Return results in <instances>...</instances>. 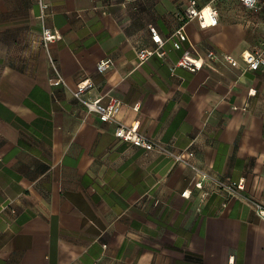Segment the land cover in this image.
Returning a JSON list of instances; mask_svg holds the SVG:
<instances>
[{
    "label": "crops",
    "instance_id": "0c3cea01",
    "mask_svg": "<svg viewBox=\"0 0 264 264\" xmlns=\"http://www.w3.org/2000/svg\"><path fill=\"white\" fill-rule=\"evenodd\" d=\"M189 1L0 0V264H264L249 204L264 197V67L192 73L171 41L163 58L136 56L154 47L151 27L165 39L183 24V49L264 55V7L195 0L219 12L202 28L183 21ZM44 29L60 39L44 45ZM86 78L88 97L118 98L119 120L166 152L120 141L87 112L72 94Z\"/></svg>",
    "mask_w": 264,
    "mask_h": 264
},
{
    "label": "built area",
    "instance_id": "2783aa9c",
    "mask_svg": "<svg viewBox=\"0 0 264 264\" xmlns=\"http://www.w3.org/2000/svg\"><path fill=\"white\" fill-rule=\"evenodd\" d=\"M231 1V0H227ZM242 7L246 8L251 12H258L264 7V0H235ZM43 4V3H42ZM45 10L47 6L42 5ZM193 19H197L200 22L202 28L216 26L218 24L219 12L215 5L209 4L204 7H199L195 0H190L187 8L183 12L184 23ZM151 33V40L154 44L153 48H142L136 50V56L140 63L146 62L151 56H158L163 58L165 56L164 46L167 42L171 41L172 48L176 51H181V57L177 62L178 67L187 69L192 73L198 72L204 67V65L225 63L231 67H238L241 63L246 66L250 71H256L261 67H264V55L256 52H243L241 58H235L232 55L221 53L220 51L210 49L203 54L198 53L194 48L183 49L182 46L187 42V36L184 31V24L176 29L169 37L162 38L158 31L151 27L149 29ZM60 39L57 33L52 32L49 29H44L42 32V42L44 45L54 40ZM50 69L53 73L50 82L52 85L57 86L63 83V78L60 74L59 67L53 59L49 57ZM114 63L111 59L106 58L100 60L96 65V71L98 74H104L111 68ZM96 88L95 83L92 79L86 78L79 81L76 85L75 90L72 92L75 100L79 101L87 110V112L95 113L99 119L104 123H110L115 125L116 129L114 135L120 141L129 143L135 147L143 148L145 151L157 150L159 152H166L165 148L158 145L145 134L139 131L138 125L134 124L128 126L119 120V115L122 109V102L113 96H108L107 100L103 97L90 98L87 93ZM178 160L184 159V156H178ZM264 161V158H263ZM200 175L198 181L195 184V188L199 190L204 189V184L208 181L207 175L197 171ZM213 187L220 189L221 191L227 192L232 196H238V191L244 190L243 181L240 182H211ZM186 195V192L182 194ZM249 204L254 212L264 219V197L257 201H250ZM12 214H16L15 210H12Z\"/></svg>",
    "mask_w": 264,
    "mask_h": 264
}]
</instances>
